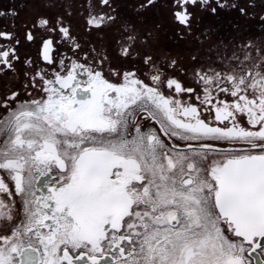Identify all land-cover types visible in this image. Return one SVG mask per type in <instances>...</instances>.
<instances>
[{"label":"snow or ice","instance_id":"6c2138e0","mask_svg":"<svg viewBox=\"0 0 264 264\" xmlns=\"http://www.w3.org/2000/svg\"><path fill=\"white\" fill-rule=\"evenodd\" d=\"M0 19V264H264V0Z\"/></svg>","mask_w":264,"mask_h":264},{"label":"flooded vegetation","instance_id":"af4514ba","mask_svg":"<svg viewBox=\"0 0 264 264\" xmlns=\"http://www.w3.org/2000/svg\"><path fill=\"white\" fill-rule=\"evenodd\" d=\"M21 2H23V0H0V10L6 9L8 11H11V7L13 5H18ZM23 19H26V13H22L21 20ZM3 23H6V21H3L2 19H0V24H3ZM18 23H20V21H18ZM220 34L226 35V32L224 30H221Z\"/></svg>","mask_w":264,"mask_h":264}]
</instances>
